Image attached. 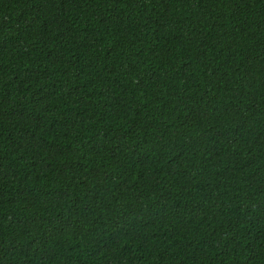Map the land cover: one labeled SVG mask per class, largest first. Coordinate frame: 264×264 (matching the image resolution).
<instances>
[{"label": "trees", "instance_id": "obj_1", "mask_svg": "<svg viewBox=\"0 0 264 264\" xmlns=\"http://www.w3.org/2000/svg\"><path fill=\"white\" fill-rule=\"evenodd\" d=\"M0 264H264V0H0Z\"/></svg>", "mask_w": 264, "mask_h": 264}]
</instances>
